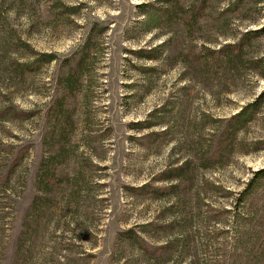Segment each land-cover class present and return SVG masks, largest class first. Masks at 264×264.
Here are the masks:
<instances>
[{"label":"rangeland","instance_id":"rangeland-1","mask_svg":"<svg viewBox=\"0 0 264 264\" xmlns=\"http://www.w3.org/2000/svg\"><path fill=\"white\" fill-rule=\"evenodd\" d=\"M63 1L81 5V12L66 14L58 26L40 19L51 0L28 3L26 8L37 15L30 12L28 21H17L14 15L8 23L38 50L57 52L62 59L74 58L88 34L94 50L72 91L63 92L56 83L51 86L54 104L63 103L60 112L52 111L45 136L39 131L41 119L0 120V173L8 169L11 145L24 141L32 145L7 191L0 190V264H184L187 258L178 259L181 251L188 257L189 252L197 255V264H246L247 257V264H264V179L258 175L264 169V106L255 124L211 162L204 152L215 139L219 142L211 137L220 127L213 120L239 112L264 91V77L253 71L256 67L264 71V37L249 43L235 68L214 64L204 45L209 38L216 41L222 30L230 36L217 40L216 47L237 41L243 31L264 27V0H241L236 12L226 14L218 8L232 0H207L203 18L190 35L194 53L190 60L184 57L189 63L199 57L207 70L190 68L186 78L176 65L175 41L173 54L161 50L169 56L166 62H148L130 53L169 37V26L143 30L144 17L137 5L149 0ZM182 40L183 36L177 50L183 48ZM256 58L262 62L256 64ZM54 69L49 67L37 79L39 87L49 77L56 78ZM13 88L24 107L45 108L47 97ZM2 100L1 93L0 105ZM160 107L165 120L161 127H167V133L145 138L160 127L139 130L133 125L144 123ZM48 148L57 156V164L53 161L51 171L43 173L41 163ZM190 155L188 182L175 191L176 197L148 199L131 190ZM50 174L55 175L53 180ZM250 183L252 194L240 202ZM228 209L226 216L218 213ZM173 219L176 228H168ZM154 220L145 228L147 243L160 247L177 241L166 252L150 254L123 235L129 228L142 231L140 225ZM218 232L224 235L219 233L220 239L212 242ZM191 235L202 245L189 247ZM206 244L209 251H203ZM215 249L225 257L214 254Z\"/></svg>","mask_w":264,"mask_h":264},{"label":"trees","instance_id":"trees-1","mask_svg":"<svg viewBox=\"0 0 264 264\" xmlns=\"http://www.w3.org/2000/svg\"><path fill=\"white\" fill-rule=\"evenodd\" d=\"M181 1L182 0H149L137 5L140 10L139 13L144 17V23L142 27L144 31L148 32L153 29L159 30L169 26L170 34L168 35L169 37L167 39H163L162 44L150 43L148 47H141L137 50H131L130 53L132 55L135 54L138 59L148 62H166L169 61V56L167 54L165 55L164 51L161 50L164 47L170 52V55L171 53L173 54L172 50L175 41L176 65L179 64L181 66L182 74L186 78L185 75L190 73V68L195 70L198 67H203V70H207L206 61L204 65V61H200L199 57L196 59V61L190 63L186 61V58H191L194 53V51L190 49V45L193 44L191 38L192 36L190 35H192L194 27L198 26L199 22L202 20L205 8L208 5L206 4L207 0H190L191 2L188 0V3ZM240 1L241 0H232L226 4L227 6L225 8L220 7L218 10L225 14L234 13L236 12V7H238ZM4 2L5 3H0V94L2 93L4 97V100H2L0 105V120L1 122H28L35 119H41L42 129L39 128V131L41 130L43 136H45L49 130V118L51 117L50 115L52 111L56 113L60 112L63 103L61 100L54 104V101L50 95L51 86L53 83H56L63 92L72 91L75 82L80 80L83 75V66L89 63L91 59L94 45L92 44L90 34H88L84 38L85 40L83 41L82 45H80L76 50V55L74 58L71 57L67 60L62 59V54L57 52L51 50H38L32 44V42L26 38L25 34H22V32L17 29V27L15 28L14 26L13 29L10 30V26L8 24L14 15L17 17V21L20 19H24L25 21L30 20V12H33L35 15H37V12L34 11V9L29 11L30 8H26L29 5L28 3L33 4L35 0H5ZM25 4L27 5L25 6ZM24 7L25 10H28L29 12L24 11ZM80 8L81 5L70 6L65 4L63 0H51V7L48 8L47 11H43V13H41L40 19L42 22L55 27L58 24L59 19H64L66 14L72 16L79 15L81 12ZM222 13L220 15H222ZM240 34L241 35L237 41L222 43V45H219V47H216L214 44L222 37L227 38L230 36V34L226 33V31L222 30V32H219V34H217L218 37L216 41L213 38H209V41L207 40L208 44L204 45V49L208 52V54L211 55L214 64H218L219 67L222 68H225V66H228V68H235L238 65V62H241L242 55L247 52L249 43L255 38L264 37V27L243 31ZM181 36L184 37V41L182 40V44L184 45L181 46L183 48L177 50L179 46L176 44L181 39ZM184 48H186L188 52H186ZM182 56L183 58L180 60L181 62H179V59H181ZM261 62L262 58L255 59L256 64H260ZM66 64L68 65L67 69H65ZM53 65L55 66L54 70L56 71V78L54 79L53 77L52 79V77H49V79L42 82V86L39 87L37 79L41 78L47 69ZM150 69L154 70L153 68ZM253 71L254 73L257 72L259 76L264 77V71L262 69H258L256 67L253 69ZM13 81L14 84L12 86ZM14 86L20 88L19 90L21 93H25L27 95H40L44 98L47 97L48 101H46L45 108L41 109V107H24L18 102V100H16V97H14L12 93ZM30 87L38 88L35 90V88ZM263 106L264 91H262L260 96H258L253 102L247 103L240 107L241 109L239 112L231 115L228 118H225L224 120H213V122L218 124L220 127L217 128V130L219 129L218 132L217 130H214L215 132L211 134V137L213 140L218 137L219 142H216L215 139V144L213 146L211 145V147H207V149L204 151L209 162L218 156L223 148L226 149L231 140L236 139V136L241 131L255 124V121H257L260 113L263 110ZM153 116L157 117L156 120H151ZM163 117L164 111L163 108L160 107L151 111L150 118L147 121H144V123H136V125H133V127H137L139 130H151L155 127H160L158 132L151 131V133L148 135H144L145 138L151 139V137L165 136L167 133V127H161V125L165 124ZM11 146H13V151L9 155L11 161L9 162L8 169L6 171L4 170L5 172L2 171L0 173V190H6V187L8 189L9 181L12 179L13 173L24 161V159L29 156L32 147V145L26 141ZM190 157L191 155L189 158H183L182 161L177 160L175 163L167 166V168L152 181L138 185V188H131V190H133L135 193H140V195L148 199H168V197H176L178 194L175 195V191L181 188L183 183L185 184L188 182V175L191 171L190 164L193 163V161L190 160ZM192 157L195 156L192 155ZM56 158L57 156L54 155V151L48 148L47 157L43 156L44 162L42 161L41 163L43 164L41 167L43 173L49 172V170L51 171L49 165L50 163H54L53 161H55ZM204 168L208 167L204 165ZM258 175L260 179H264V169L259 170ZM49 177L53 180L55 175L50 174ZM50 182L51 180H49L46 185L48 186ZM215 189L220 188L215 187ZM253 189V183L248 184L247 187L242 191V195L244 197L240 200V202H242L244 199H247L248 196L252 194ZM213 209L215 208L211 207V210ZM230 211L231 209L221 210L218 213L221 212L222 215L226 216ZM173 220L174 221L169 222L168 228H176L177 221L176 219ZM155 223L156 221L154 220L153 222L140 225L139 230L142 231H136L134 228H129L124 232L123 235L129 240H133L135 244L138 245L139 249L141 248L143 251H149L150 254H153L161 249L166 252L169 250L172 244L176 245L177 241L161 243L160 247H153L147 243V230L145 228L153 226ZM214 223H216V221ZM219 233L221 232L216 233V237L213 238L212 242H214V239H220L221 235ZM242 236H244V234H242ZM187 242L189 247L191 245L190 243H197L198 246L202 245L199 243V238L197 240V237L192 235L191 237H188ZM182 244H184V239L182 240ZM246 246L247 243H244L242 244L241 248L244 249ZM182 248L184 249V247ZM210 249V244H206L203 247V251H209ZM177 250L178 249L176 248V254L178 253ZM214 252H216L214 254H216L218 257H225V254L219 253L216 249ZM178 254L180 255L178 259H180L181 262L187 258V260L184 261V264L198 263L196 259L197 255H192L191 252H189V257L186 256L187 254H184V251H181ZM192 258H195L196 260L193 262ZM249 260L250 258L247 257L245 263L247 264Z\"/></svg>","mask_w":264,"mask_h":264}]
</instances>
